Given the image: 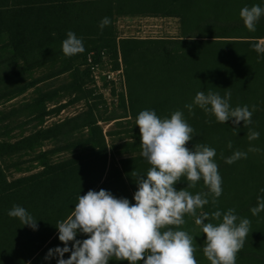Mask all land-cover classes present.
<instances>
[{
    "label": "trees",
    "instance_id": "1",
    "mask_svg": "<svg viewBox=\"0 0 264 264\" xmlns=\"http://www.w3.org/2000/svg\"><path fill=\"white\" fill-rule=\"evenodd\" d=\"M253 4L264 5V0H0V34L21 47L23 51L42 45L54 35L66 38L68 30L82 39L112 32L113 15H168L181 20V39H136L119 41L122 52H136V43H150L139 54V68L129 81V112L135 118L141 110L152 109L161 118L180 110L194 129L186 146L203 144L215 149L213 159L222 179V193L197 211L207 212L208 222L218 223L211 213L223 214L232 208L238 217L249 220V233L236 255V264H264V211L253 215L250 211L257 196L264 197V53L252 47L264 38V16L249 31L239 16L240 8ZM110 23L102 30V17ZM264 42V41H262ZM157 45V46H156ZM178 45V46H177ZM211 90L221 96L229 92L231 107L247 105L252 110V123L239 122L234 132L231 119L225 123L193 105L191 114L185 107L197 91ZM252 106H255L253 110ZM81 115L67 118L53 128L35 131L22 142L29 141L51 129H58ZM81 127L94 128L92 119H85ZM260 133L249 141V129ZM231 141V148L227 147ZM249 145L262 151H248ZM9 144L0 143V156L9 154ZM89 154L74 155L58 161L42 157L41 170L9 179L0 162V264H55V258L43 259L48 248L60 245L55 223L70 215L78 195L87 190H109L116 197H127L130 203L136 189L133 173L145 174L150 165L140 153L112 161L106 169L105 143L89 144ZM234 150L247 152L246 158L228 164L225 157ZM105 152V153H104ZM104 175V177H103ZM195 194L207 192L202 179L187 188L183 177L174 185ZM13 205L25 207L37 219L38 228L20 225L18 218L9 217ZM193 215L184 214L185 223L179 227L194 236V257L197 264H210L203 255L204 234L194 231ZM87 234L77 233L83 239ZM71 242H69V245ZM69 253H64L67 258ZM107 264H129L126 259H109ZM140 264V262H138Z\"/></svg>",
    "mask_w": 264,
    "mask_h": 264
},
{
    "label": "clouds",
    "instance_id": "2",
    "mask_svg": "<svg viewBox=\"0 0 264 264\" xmlns=\"http://www.w3.org/2000/svg\"><path fill=\"white\" fill-rule=\"evenodd\" d=\"M239 16L247 30L255 31L257 21L264 16V5L244 6ZM109 23L110 18L104 16L98 28L102 30ZM252 47L258 54L264 53V42L253 43ZM61 49L65 56L83 52L82 38L68 30ZM230 95L229 92L221 96L211 90L207 94L197 91L185 107L191 114L195 105L220 123L231 119L236 132L239 122L252 123V110L247 105L231 107ZM252 108L254 110L255 106ZM134 124L140 134V155L150 165L143 175L133 173L136 177L134 203L103 188L89 189L78 195L70 215L55 223L57 239L62 246L48 248L43 259L55 258V264H107L109 259H126L129 264H197L194 236L179 227H167L183 225L184 214H189L195 216V223L204 234L202 251L210 264H236V255L250 231L249 220L240 218L237 222L232 208L223 214L219 209L213 211L211 216L219 221L215 224L205 222L209 216L207 212L196 215L197 210L209 202V193L213 203L222 193V179L213 159L215 149L203 144L186 146L195 133L180 110L173 111L167 118L158 117L152 109L141 110ZM259 135L250 128L247 139H258ZM231 146L228 141L227 147ZM248 151L262 150L249 145ZM246 157L247 152L234 150L225 157V163ZM181 177L187 188L194 187L202 179L207 192L192 194L184 187L177 189L174 185ZM250 211L253 215L264 211V197L257 196V203ZM7 215L18 218L20 225L32 230L38 228L37 219L21 205H13ZM77 233L87 235L79 239ZM64 253H69L67 258L63 257Z\"/></svg>",
    "mask_w": 264,
    "mask_h": 264
},
{
    "label": "rangeland",
    "instance_id": "3",
    "mask_svg": "<svg viewBox=\"0 0 264 264\" xmlns=\"http://www.w3.org/2000/svg\"><path fill=\"white\" fill-rule=\"evenodd\" d=\"M154 17L144 20L113 15L112 32L84 37V51L72 56L63 54V39L57 35L23 51L7 35L0 34V143L11 146L7 149L9 154L0 156V162L9 179L41 170L38 161L45 156L49 161H58L75 154H89L90 142L101 144L102 139L107 160L104 174L112 161L140 153L139 129L129 112V81L139 68L136 53L154 45L136 43V52L126 48L122 52L124 43L119 41L151 29L160 36L181 31L179 17ZM150 24L155 26L149 27ZM101 49L106 50L112 68L119 67L120 52L124 87L108 83L102 76L97 82L91 77L86 55ZM75 115H81V119L22 142L35 131L53 128ZM85 119H92L95 127H81ZM192 222L194 231L201 230L195 216Z\"/></svg>",
    "mask_w": 264,
    "mask_h": 264
},
{
    "label": "built area",
    "instance_id": "4",
    "mask_svg": "<svg viewBox=\"0 0 264 264\" xmlns=\"http://www.w3.org/2000/svg\"><path fill=\"white\" fill-rule=\"evenodd\" d=\"M120 52L117 53L119 67L112 68L105 49L87 53L85 62L91 72V77L97 82L102 76L108 83L119 84L124 87V74L120 64Z\"/></svg>",
    "mask_w": 264,
    "mask_h": 264
},
{
    "label": "crops",
    "instance_id": "5",
    "mask_svg": "<svg viewBox=\"0 0 264 264\" xmlns=\"http://www.w3.org/2000/svg\"><path fill=\"white\" fill-rule=\"evenodd\" d=\"M125 17H136V18H139V19H144V20H151V19H154V15H151V14H134V15H124ZM164 16H168V15H164ZM151 26H155V25H152L150 24L149 27ZM147 32L146 34H142V35H137V36H132L133 38H137V39H181L183 38L182 36V32H176L175 34H172V35H165V36H160V35H156L155 33H157L156 30L154 29H151L149 31H143V33ZM264 41V38H260L259 39V42H262Z\"/></svg>",
    "mask_w": 264,
    "mask_h": 264
}]
</instances>
